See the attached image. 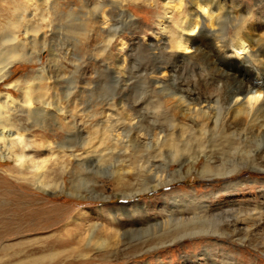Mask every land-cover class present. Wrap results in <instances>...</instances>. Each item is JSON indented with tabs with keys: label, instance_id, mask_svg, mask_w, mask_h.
Listing matches in <instances>:
<instances>
[{
	"label": "rangeland",
	"instance_id": "374dc122",
	"mask_svg": "<svg viewBox=\"0 0 264 264\" xmlns=\"http://www.w3.org/2000/svg\"><path fill=\"white\" fill-rule=\"evenodd\" d=\"M69 1L75 16L80 18L78 21H73L74 25H80L90 18L100 21V6L106 5V16L103 19L105 25H97L94 28L95 32L89 34L87 48L84 47L86 40H82V44L73 40L76 36L70 34L67 29V26H72L67 23V18L58 21L59 16L55 18L52 15V22L56 25L52 32H48L41 28L38 10L35 7H28L26 15L28 19H33V28L39 25L40 33L47 31L45 38L48 42L47 47L37 48L41 62L16 64L11 68L10 78L0 83V92L11 93L18 98L20 93L6 85L26 76L31 79L36 76V71L46 69L50 76L49 94L54 96L57 94L60 97L63 102L62 107L68 110L69 118L76 117L82 131L68 133L69 131L55 126L51 120H45V122L39 120L37 126L33 127L29 125V128L33 129L29 134L32 147L26 153L28 158L43 165L44 170L39 171L41 173L27 168L32 166V161L25 162L23 168H20L14 158L0 160V264L13 263L9 260V256L14 251L7 247L19 243H22L25 249L43 246V252L18 260L14 262L15 264H35L34 260L39 256L45 257V260L39 264H264V173L244 169L240 177L230 179L227 183L225 180L204 179L201 177V171L205 157L195 153L193 157L199 159V164L197 167L193 166L191 171L189 166H185L183 178L180 179L179 174H174L172 184L142 193L143 177L140 176L142 170L138 169L134 158L142 156L145 160L144 155L154 156L158 150L168 149L167 145L157 149L153 146L148 149L144 146V140L148 139L145 134L148 131L156 134L158 130L165 129L164 131L171 134L170 139L180 143L183 135L181 126L192 124L186 112H181L186 115L183 117L180 111L173 113L170 108L168 109L170 106L168 102L165 103L168 98L157 90V86L153 85L146 76V73L150 72L149 69L156 67H152L149 61L151 52L149 46L156 44L159 36L162 37L159 22L163 17L162 6L167 0H85V5L87 4L85 9H80L82 5L80 0ZM219 1L226 5L224 9L229 17L244 13L245 26L247 23L249 26L259 24L264 26V0ZM24 2L26 3V0H0V36L1 32L3 34L6 31L8 21L14 19V14L18 13L15 8L24 5ZM49 2L50 6L56 7L61 12L68 11L67 7L61 10L64 0H49ZM31 4L35 6L43 3L39 1ZM185 4L188 5V1ZM44 11L45 9L42 8V12ZM129 15L133 18L130 19ZM174 17L176 18L177 15ZM177 19H175L176 23H178ZM114 26L119 28V34L107 47V39H105L107 33L101 32L100 27L104 28L103 31H107ZM231 26L233 25H229L227 49L232 52L237 40L233 38L235 29ZM88 28H90L89 25ZM263 32L264 30L260 33L261 38L264 37ZM207 36L203 39L207 40L208 44L202 46L209 49L212 46L210 37H215L216 33ZM120 39L125 43L123 50H120ZM259 44L260 54L264 55V40ZM31 49L29 47V53L32 52ZM124 57L127 58L128 67L125 65L124 69L120 70L119 60ZM261 58L259 60L263 61L264 65V57ZM251 61L252 59L249 65L252 64ZM222 62L224 60H221ZM123 64L122 61L120 66ZM252 70L246 72L247 78L255 75ZM180 77V79H190V73L189 75L186 72L182 73ZM117 79L120 81H115ZM139 80L144 81V84L140 83V86ZM42 85L45 86V84ZM138 86L146 87L151 96L141 95L142 90ZM66 96L69 98L68 101ZM138 97L143 99L138 102ZM110 100L115 102V111L111 107L112 109L106 112L110 119L107 117L102 119L101 113L109 108L101 103L110 104ZM83 113L89 117L84 116ZM127 117L137 124L139 121L140 128L144 130L133 132L131 143L133 146L117 148L114 141L106 139L107 134L111 133L110 121L118 118L126 120ZM42 126L44 128H41ZM190 141V146L194 147V150L195 143ZM65 142L72 149L74 148L75 154H72V149L67 150L66 154L61 152L58 145ZM171 142L169 141L168 145ZM121 150L125 151L121 152ZM198 155L200 156L197 157ZM178 170L179 166L172 164L171 173ZM39 177H42V181L38 179ZM40 181L41 184H39ZM244 181L246 183L236 189L223 191V187L229 183ZM48 184L51 186L50 189L44 187ZM174 191L183 192V196L188 194L198 198L197 205L200 203L199 206L204 208L208 205L207 212L230 214L232 220L239 218L240 223H236L235 228L242 229V233L237 235L228 230L222 233L220 228L222 229L223 226H220L216 233L224 234V236L210 234L209 238L199 240L195 236L175 243L169 241L158 246L161 243L153 242V240L157 239L161 232L173 233L171 229L174 226L166 225L173 222L169 219L170 216L175 215L179 221L184 222L194 221L198 217V215L196 218L193 216L199 212L198 208L192 211L185 208L183 212L176 207L170 209L172 204L167 200ZM13 194L33 198L31 207L34 210L37 206L46 212L49 209H55V214L47 222L40 221L38 226L24 228L18 235H11L9 232L17 230L20 227V218L22 219V215H19L16 209L24 205L19 206L17 202L13 203L11 199ZM128 195L133 197L125 198ZM27 204L25 203L26 206ZM135 206L144 207L147 214L136 215L134 221L124 216L117 220L110 217L113 210L122 207L133 209ZM29 208L26 207L27 210ZM84 211L87 213L85 216L82 215ZM258 213H263L262 220L256 223L252 217H256ZM165 228L167 230H164ZM26 229L29 233H26ZM104 243L106 245L102 247ZM50 246L56 248V254L54 251L50 252ZM74 250L77 252L76 255L70 254ZM51 253L53 256H50Z\"/></svg>",
	"mask_w": 264,
	"mask_h": 264
},
{
	"label": "bare ground",
	"instance_id": "6f19581e",
	"mask_svg": "<svg viewBox=\"0 0 264 264\" xmlns=\"http://www.w3.org/2000/svg\"><path fill=\"white\" fill-rule=\"evenodd\" d=\"M39 1H42L43 4H36L35 6L31 4ZM64 1L65 6L63 5L61 10L67 7L66 9H68V11L61 12L56 7L50 6L49 0H26L29 6L24 2V5H19L15 8V11L18 13L15 12L17 14H14V19L8 21L6 31L3 34L1 32L0 36V83L10 78L11 68L16 64L41 62V56L37 48L39 46H42L43 49L47 47L48 42L45 39L47 37V31L40 33L39 25L33 28V19H28L26 15L28 13V7H35L36 10H38L37 15L41 28L48 30V32H52L56 25L52 22V15H54L55 18L59 16L57 18L58 21L67 18V23L72 25L67 26V29L70 34L72 33L76 36H73V40L81 44L82 40H86L87 42L84 47L87 48L90 40L89 34L95 32L94 28H96L97 25L104 24L105 20L103 21V19L106 16V5L105 7L100 6V21L90 18L83 21L84 23L80 25L76 23V25H74L73 21H78L80 18L75 16L76 14H74L75 11L73 12L74 9L71 6V2L69 0ZM80 1L82 2L80 9L87 8L85 0ZM186 1H188V5L185 4ZM224 7L226 8V5L222 4L219 0L164 1L162 6L163 17H161L162 20L159 22L162 37L159 36V39L155 42L156 44L149 46L151 50L149 61L152 67H156L149 69L150 72H147L146 76L153 85L157 86V90H160V92L164 93L165 97L168 98L166 101L164 99L165 97L162 98L165 103L168 102L170 106L168 109L170 108L173 113H178L179 111L180 113L186 112V114L190 116L192 124L191 126H181L183 135L180 143L170 139L169 136L171 134L164 131L165 129L158 130L156 134L150 131L145 134V137H148V139L144 140V146L148 149L153 146H156L157 149L166 145L168 149L158 150L154 156L144 155L143 158L145 160L142 159V156H136L134 158V163L138 169L140 168L142 170L140 172V176L143 177L141 184L143 188L142 193L172 184L174 181V174H179L180 179L183 178L182 174H184L183 168L185 166H189L191 171L192 168L197 167L199 164V159L194 158L195 156L193 157L195 153L202 154L205 157V162L201 171V177L204 179L225 180L227 183L230 179L240 177L239 175L243 173L241 171L244 169H252V172L264 173V65L262 63L263 61L261 62L259 60V58L264 57L263 54H260L259 49V42L261 43V41L264 40V37L261 38L260 36V33L264 30V26L260 24L258 26H249L247 23L249 26L247 27V25L245 26L246 17L243 15V12L240 16L237 13V15H233L234 17H229ZM42 8L45 9L44 12H42ZM175 15H177L176 18H178V23L175 22ZM128 17L130 19L133 18L130 15ZM231 20L234 21L231 22ZM173 24L175 25L174 28ZM88 25L90 28H88ZM229 25H233L235 29V37L233 38L237 40V44H233L234 49L232 52L227 49L229 43ZM58 29H61V27H58ZM103 29L104 28L100 27L101 32L107 33L105 39H107L106 43L108 47L111 45L112 41L115 40L114 38L118 36L119 28L114 26L107 31H103ZM242 30H244L243 33ZM214 32L216 36L210 37L212 39L210 40L212 46L210 45L211 47L209 49L204 48L202 45H207L208 41L203 38H206L207 35H212ZM240 32L242 34H240ZM120 40V50H123L125 43L124 40ZM29 47L32 48L31 50L33 53H29ZM32 54L35 56H31ZM250 59H252L251 65L248 64ZM221 60H224V62L221 63ZM122 61L124 64L120 66ZM126 62V57L119 60L118 67L120 70L124 69V66L127 65ZM226 62H228V64ZM250 69L254 70L255 75L251 78H247L246 72ZM36 72V76H33L31 79L26 76L6 85L19 92L20 97L16 98L8 92H0V160L14 158L17 166L20 168H23L25 162L32 161V166H28L27 168L41 173L39 171L44 170L43 165L28 158L26 153V151L31 150L32 147L29 134L33 129L29 128V125L33 127L37 126L39 120L44 122L45 120H51L55 123V126H58L59 129L69 131L68 133L72 131L79 133L82 131L76 117L71 116V118H69L68 110L66 111L65 107H62L63 102H61L60 97L57 96V94H55L56 96L49 94L48 81L50 76L48 71L43 68ZM185 72L188 75L190 73V79H180V75ZM115 81H120V79ZM138 82L139 84H144V81L139 80ZM150 82L148 83L151 85ZM42 84H45V86ZM139 88L142 90V93L140 92L141 95L145 97L151 96L146 87ZM70 94L68 95L70 96ZM66 99L67 101L69 100L68 96H66ZM142 99L143 97H140L138 102ZM112 101L113 100H110V104H106L105 102L101 103L104 104V106L107 105L109 108L101 113L102 119L105 117L110 119L106 115V112L110 111L112 108V110L115 111V102ZM121 109H123L122 106ZM85 113H83L84 116L89 117V115H85ZM181 114L183 117L186 116L185 113ZM132 120L133 119H128V117L126 120L120 118L111 120V133L109 132L110 134H107L106 139H109L111 142L114 141V145H116L117 148H129L133 146L131 144L133 142V132H140L144 130V128H140L139 121H137V124L135 121L132 122ZM104 123L105 122L102 120V124ZM91 126L93 128V125ZM173 127L174 125L172 129ZM41 128H44V126ZM190 140L195 143L196 147L194 150V147L192 148L190 146ZM169 141L172 142L168 145ZM58 147L64 154H66L67 150L72 149L67 142L59 144ZM73 149L72 154H75ZM123 151L125 150H121V152ZM215 155H219V157L216 158ZM172 164L179 166L178 172L175 171L171 173L170 168ZM38 179L42 181V177ZM41 181L38 183L41 184ZM151 183H154V185L150 186L149 184ZM245 183L246 181L229 183L223 187V191L233 190L232 188L236 189L238 186L244 185ZM44 187L50 189L51 186L48 184ZM182 193L183 192L174 191L168 197V200L166 198L167 202L172 204L170 209L176 207L180 208L183 212L185 208H189L190 211L194 210V208H198L199 214L195 213L193 215L194 218H196L197 215L198 217L194 221L184 222L180 220V222L175 215L170 216L169 219L173 222L166 223V225L169 224L170 226H174L173 229H171L173 233L170 234L171 231L161 232L160 236L153 240V242L161 243L158 246L164 245L169 241L175 243L178 240L190 239L195 236H197L196 239L198 240L209 238L210 234L224 236V234L216 233L220 226H223L222 229L220 228L222 233L224 230L231 231L237 235L242 233V229L238 227L235 228L236 223H240L239 218H233V221L230 214H212L209 211L207 212V204L205 208L202 206L200 207V203L197 205L198 198L188 194L183 196ZM131 197L133 196H125V198ZM11 199L13 203L17 202L19 206L24 204L16 209V212L22 215V219L20 218V227L17 230L9 232L11 235H18L24 228H33V226H36L40 221L47 222V220L55 214V209H47L48 212L39 209L38 206L37 209H32L33 207H31V205L34 200L31 197L13 194ZM25 203H28L27 206ZM26 207H30L31 209L29 208V210H27ZM111 212L110 214H112V216L110 217H113V220H117V218L124 216L134 221L136 215L142 216L141 214L143 213V215L147 214L144 207L138 206H135L133 209L122 207L121 209ZM86 214L85 211L82 213L83 216ZM262 214L258 213L256 217L253 216V221H256V223H258L257 221L260 222L262 220ZM169 228L168 230H170ZM164 230L167 229L165 228ZM26 233L29 232L27 231ZM50 244L52 243L50 242ZM88 245H90V242H88ZM105 245L106 243H104L102 247H105ZM7 248L14 251L9 256V260L13 262L12 264H15L14 262L23 258L39 255L43 252V246L41 248L37 247L36 249H31V247L30 249H25L22 243L14 244ZM3 250L5 251V249ZM49 250L50 252H55L56 248L52 246ZM76 253L77 252L74 250L71 251L70 254L76 255ZM50 256H53V253H51ZM65 256L66 255H64V257ZM44 260L45 257L39 256L34 260V263L39 264ZM3 264L10 263L3 262Z\"/></svg>",
	"mask_w": 264,
	"mask_h": 264
}]
</instances>
